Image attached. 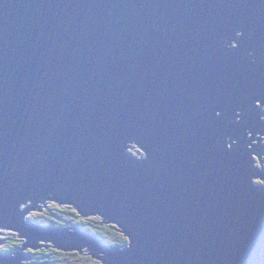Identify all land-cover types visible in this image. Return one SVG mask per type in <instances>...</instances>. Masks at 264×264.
<instances>
[{
	"label": "water",
	"instance_id": "obj_1",
	"mask_svg": "<svg viewBox=\"0 0 264 264\" xmlns=\"http://www.w3.org/2000/svg\"><path fill=\"white\" fill-rule=\"evenodd\" d=\"M263 107L264 0H0V264H264Z\"/></svg>",
	"mask_w": 264,
	"mask_h": 264
},
{
	"label": "trees",
	"instance_id": "obj_2",
	"mask_svg": "<svg viewBox=\"0 0 264 264\" xmlns=\"http://www.w3.org/2000/svg\"><path fill=\"white\" fill-rule=\"evenodd\" d=\"M45 211L41 213L43 216L41 219V222H44L47 225L50 224H56L65 228H70V224L72 226L81 225L83 226L87 231H89L92 234L97 235L98 237L106 240H110L112 243L117 244L116 247L126 248L128 245V242L123 235L120 236L118 233H116L114 226L112 225H104L102 219L90 217L83 219L79 216V214L74 211L71 207H60L57 204H52L49 207L45 208ZM60 219H58L57 217ZM63 217H65L63 219ZM66 217L68 219H66ZM70 217V218H69ZM70 220V221H69ZM71 222V223H70ZM13 236V238H5L4 240H7V249L14 251H17L23 246V243H21L19 240L16 239V236ZM114 236V237H113ZM110 237H113L114 239L111 240ZM1 243V240H0ZM41 249H31L27 251L28 257L36 256L37 258H34L35 262L38 264H48L47 262L49 260H52L51 264H61L63 261L68 259L71 263L70 264H76V262H80V260H83V264H87L89 261V264H101L94 261V258L91 253H87L88 250H85L83 252L79 251H64L61 249H55V251H49L45 250L46 254L38 255L39 251ZM41 252V251H40ZM87 253L89 255H81ZM26 254V253H25ZM47 254L52 256L51 259L47 258ZM37 259V261H36ZM82 264V263H80Z\"/></svg>",
	"mask_w": 264,
	"mask_h": 264
},
{
	"label": "rangeland",
	"instance_id": "obj_3",
	"mask_svg": "<svg viewBox=\"0 0 264 264\" xmlns=\"http://www.w3.org/2000/svg\"><path fill=\"white\" fill-rule=\"evenodd\" d=\"M235 46V44L234 45H232L231 47H234ZM261 105H260V103L259 102H257L256 103V107H260ZM261 111H262V113L264 114V107L261 109ZM259 118H260V120L261 121H263L264 122V116H262V115H260L259 116ZM252 136V134H250V136L249 137H251ZM256 138H259L260 137V135L259 134H257L256 136H255ZM257 144V141H254L253 142V145H256ZM250 149H251V147H250ZM254 157V159L256 160V162H254V165H255V167H259L260 169H264V159H259L256 155H254L253 156ZM262 162H263V166L261 165L262 164ZM264 171V170H263ZM254 184H256L258 187H263L264 188V180H260V179H255L254 180ZM52 204H54V203H52ZM43 209H44V207L42 208V209H40L39 211H32V212H30L27 216H28V218H29V220H32V221H38V222H41V219H42V215H41V213H42V211H43ZM57 217V216H56ZM58 219H59V217H57ZM65 217H63V219H64ZM70 218V217H69ZM66 219H68L67 217H66ZM70 221V220H69ZM71 223V222H70ZM105 225V224H104ZM70 226H72L71 224H70ZM120 229V228H119ZM123 234V233H122ZM124 235V234H123ZM114 237V236H113ZM113 237H110V239L111 240H113L114 238ZM124 237V236H123ZM125 238V237H124ZM129 246V242H128V245L126 246V248ZM36 261H37V259H36ZM26 262L29 264H38L37 262H35V260L32 258V257H28L27 256V259H26ZM71 262L68 260V259H66L65 261H63L61 264H70ZM80 263H82L83 264V260H80V262H76V264H80ZM41 264V263H40ZM46 264V263H45ZM87 264H89V261H88V263Z\"/></svg>",
	"mask_w": 264,
	"mask_h": 264
},
{
	"label": "flooded vegetation",
	"instance_id": "obj_4",
	"mask_svg": "<svg viewBox=\"0 0 264 264\" xmlns=\"http://www.w3.org/2000/svg\"><path fill=\"white\" fill-rule=\"evenodd\" d=\"M239 116V115H238ZM240 120V119H239ZM116 231V230H115ZM116 233H118V235L120 234V236H122V234L121 233H119L118 231H116ZM102 239V238H101ZM127 241H128V239L127 238H125ZM104 242H106V243H108V244H111V245H114V246H117V244H115V243H112L110 240L108 241V240H104V239H102ZM42 249L41 250H39V251H36V252H39L38 253V255L40 256L41 254H46L45 253V250H49V251H55V249H58L57 247H55V246H52V245H50V244H47V245H45V246H43V247H41ZM41 251V252H40ZM87 253H90L89 251H87ZM87 253H84V254H81V255H89V254H87ZM33 259L34 258H37L36 256H31ZM47 258H49V259H51L52 258V256H50L49 254H47ZM92 259H94V261H96L97 263H100V261H98L97 259H95V258H92ZM51 262H52V260H49L47 263L48 264H51Z\"/></svg>",
	"mask_w": 264,
	"mask_h": 264
},
{
	"label": "clouds",
	"instance_id": "obj_5",
	"mask_svg": "<svg viewBox=\"0 0 264 264\" xmlns=\"http://www.w3.org/2000/svg\"><path fill=\"white\" fill-rule=\"evenodd\" d=\"M55 204V203H54ZM50 205H52V203H49V204H46L44 207L45 208H47V207H49ZM56 205V204H55ZM59 206V205H58ZM60 207H67V206H60ZM45 211V209H43V211L42 212H44ZM74 211H76V210H74ZM77 212V211H76ZM80 216V215H79ZM81 218H83L82 216H80ZM86 218H90V217H84L83 219H86ZM92 218V217H91ZM95 218H100V217H95ZM60 219V218H59ZM100 219H102V218H100ZM28 222H35V221H32V220H29V218H28V220H27ZM103 221V220H102ZM35 223H41V224H44V225H47V224H45L44 222H38V221H36ZM103 223L105 224V225H112V224H106L104 221H103ZM47 226H53V227H56V226H58V225H56L55 223L54 224H50V225H47ZM76 226H81V225H76ZM112 226H114V225H112ZM59 227H62V226H59ZM71 227H74V226H71ZM81 227H83V226H81ZM62 228H65V227H62ZM84 228V227H83ZM114 228H115V230L116 231H118L117 230V228L114 226ZM119 232V231H118ZM119 233H121V232H119ZM122 234V233H121ZM123 235V234H122ZM124 236V235H123ZM125 237V236H124ZM100 238V237H99ZM125 238H127V237H125ZM101 239V238H100ZM128 239V238H127ZM102 240V239H101ZM129 241V240H128ZM114 246V245H113ZM119 248H121V247H119ZM29 250H31V249H29ZM28 251V250H27ZM27 251L25 252L26 254H25V256L27 255ZM27 257V256H26ZM30 264V263H29Z\"/></svg>",
	"mask_w": 264,
	"mask_h": 264
}]
</instances>
